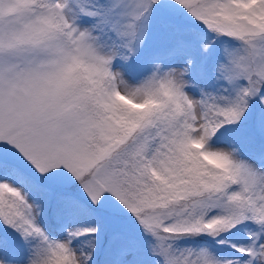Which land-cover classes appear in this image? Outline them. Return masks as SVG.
<instances>
[{
	"label": "snow or ice",
	"instance_id": "obj_1",
	"mask_svg": "<svg viewBox=\"0 0 264 264\" xmlns=\"http://www.w3.org/2000/svg\"><path fill=\"white\" fill-rule=\"evenodd\" d=\"M0 264H264V0H0Z\"/></svg>",
	"mask_w": 264,
	"mask_h": 264
}]
</instances>
